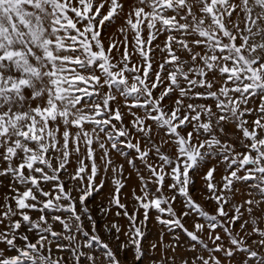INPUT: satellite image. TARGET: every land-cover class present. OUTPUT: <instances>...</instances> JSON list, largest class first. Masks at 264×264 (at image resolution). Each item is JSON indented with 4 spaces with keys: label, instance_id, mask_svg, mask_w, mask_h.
Returning <instances> with one entry per match:
<instances>
[{
    "label": "snow or ice",
    "instance_id": "1",
    "mask_svg": "<svg viewBox=\"0 0 264 264\" xmlns=\"http://www.w3.org/2000/svg\"><path fill=\"white\" fill-rule=\"evenodd\" d=\"M0 264H264V0H0Z\"/></svg>",
    "mask_w": 264,
    "mask_h": 264
},
{
    "label": "rangeland",
    "instance_id": "2",
    "mask_svg": "<svg viewBox=\"0 0 264 264\" xmlns=\"http://www.w3.org/2000/svg\"><path fill=\"white\" fill-rule=\"evenodd\" d=\"M112 31H114V29ZM116 159H118L120 162H122V158H116ZM133 181H134V177H133ZM110 187H111V185H109L106 189L102 190L100 193H96L94 195V197L90 198V200L88 202V206L91 209L93 215L95 216V218L97 220V226H98L99 234H100L101 238L105 242H108L113 248H115L116 245L119 243V241L115 240L114 235L110 236L108 233H106L104 231L103 226L105 223L111 222L113 220H115L116 222H118L122 226H126L127 221L122 217H116L115 216L116 209H113L112 214L108 217H104L101 215L100 208H101V206H107V195H108V191H109ZM200 189H201V184L198 181L196 188L194 189L195 197H196L197 201L202 204V206L206 207V210L211 211V205L208 204L207 201L205 200L204 196L201 195ZM125 195H128L127 191L125 192ZM127 202L130 203V199ZM176 208L178 210L181 208V204L179 202H177ZM154 215H155V213H153V216ZM191 221H192L191 217L186 218V223L189 227L191 226ZM159 229H160V226L155 223L154 219L149 222L148 230H147L148 235H147L146 240L144 241L145 247H147V243L149 241H152L156 238L157 233L159 232ZM124 239H125V237L123 235H121V240H124ZM171 239H172V236L170 234L165 236L166 241H170ZM181 243L185 244V247L187 246V242L183 236H181ZM94 251L97 254H99L102 250H100L99 248H95ZM178 252L180 255H185V249L184 248L178 249ZM187 254L193 255V253H187ZM156 258L157 259L159 258L158 253L156 254Z\"/></svg>",
    "mask_w": 264,
    "mask_h": 264
}]
</instances>
